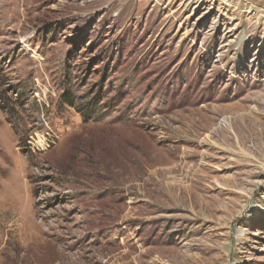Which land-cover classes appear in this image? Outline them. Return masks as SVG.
Masks as SVG:
<instances>
[{
	"label": "rangeland",
	"instance_id": "rangeland-1",
	"mask_svg": "<svg viewBox=\"0 0 264 264\" xmlns=\"http://www.w3.org/2000/svg\"><path fill=\"white\" fill-rule=\"evenodd\" d=\"M0 264H264V0H0Z\"/></svg>",
	"mask_w": 264,
	"mask_h": 264
},
{
	"label": "bare ground",
	"instance_id": "bare-ground-1",
	"mask_svg": "<svg viewBox=\"0 0 264 264\" xmlns=\"http://www.w3.org/2000/svg\"><path fill=\"white\" fill-rule=\"evenodd\" d=\"M228 126V125H227Z\"/></svg>",
	"mask_w": 264,
	"mask_h": 264
}]
</instances>
